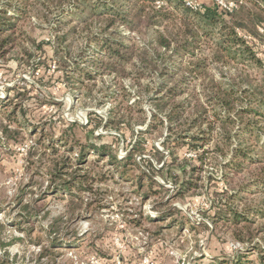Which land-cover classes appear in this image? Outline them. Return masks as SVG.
Wrapping results in <instances>:
<instances>
[{"label":"rangeland","instance_id":"rangeland-1","mask_svg":"<svg viewBox=\"0 0 264 264\" xmlns=\"http://www.w3.org/2000/svg\"><path fill=\"white\" fill-rule=\"evenodd\" d=\"M224 1L237 5L232 0ZM194 2L202 4L199 0ZM155 5L157 9H173L164 0L156 1ZM9 11L12 13L13 9ZM52 27L31 17L25 27L28 37L18 39L22 46L10 55L0 56V102L10 97L26 110L24 115L11 116L12 122H8L11 108L0 109V256L9 255L12 264H235L238 261L264 264V235L256 229L264 223L261 216H264V185L246 174L229 185L223 179L227 171L208 162L201 173L205 178L193 189L179 193L186 181L179 169L165 168L166 176L153 170L163 168L166 161L172 162L169 151L162 145L167 131L149 128L151 99L157 96L161 83L158 73L148 70L142 79H137L143 73L133 69L130 76L119 79L129 92V100L126 98L121 106L123 109L132 106L126 112L134 118L132 130L125 125L118 129L107 125L111 110L121 102L110 97L118 80L104 75L82 88L63 78L50 44L56 42ZM238 32L261 62L260 68L248 60L241 63V69L262 83L264 26L259 28L262 38ZM123 35L129 32L123 31ZM138 42L143 46L142 40ZM42 43L43 51L39 48ZM211 73L218 74L215 69ZM183 87L186 97L192 86ZM19 93L25 96H18ZM135 102H140L138 108H133ZM141 109L146 112L145 124L141 123L144 119L139 114ZM73 123L80 127H72ZM5 125L10 127L14 140H5L2 133ZM74 134L84 143L108 146L110 154L122 160L115 163L112 157L100 158L95 152L87 155L88 165L74 166V171L83 167L78 175H88L95 181L91 190L73 195L79 197L75 202L68 193L57 192L55 183L51 184L46 164L39 162L43 150L37 149L33 159L29 156L42 137L48 144L65 135L72 138ZM258 141L260 146L264 144V132ZM139 143L141 150L133 154L137 165H128L124 160ZM154 148L161 150L164 158L159 160ZM64 149L60 148V156L66 155ZM175 153L179 157L177 164L182 165L185 158L196 166L200 164L198 154L187 146ZM71 157L75 162L77 155ZM227 163L228 160L222 165ZM147 175L154 176L165 189L160 190L157 184L151 186ZM234 194L244 197L252 208L247 218L254 222L250 225L253 239L245 232L241 237L246 240L242 241L236 234V226L224 220L215 221L218 210L226 209L229 196ZM26 204L28 210L24 209ZM231 205L238 210L239 206ZM60 217L64 223L60 231L53 233L52 239L58 242L51 249L48 242L51 236L46 234V229ZM26 218L36 227L32 237L42 235V246L21 231H29L31 227ZM43 247L49 248L53 256L40 258Z\"/></svg>","mask_w":264,"mask_h":264},{"label":"trees","instance_id":"trees-1","mask_svg":"<svg viewBox=\"0 0 264 264\" xmlns=\"http://www.w3.org/2000/svg\"><path fill=\"white\" fill-rule=\"evenodd\" d=\"M156 1L0 0V56L10 55L22 46L18 39L28 37L25 27L31 17L52 25L56 42L50 44L63 78L82 88L87 87V82L104 75L118 80L110 97L121 101L120 106L111 110L107 123L117 129L125 125L132 130L134 122V118L126 113L132 106L122 107L124 100H129V92L119 79L130 76L133 69L143 73L137 79L143 78L148 70L155 71L161 83L158 84L157 96L151 99L153 109L149 128L167 131L162 145L169 151L172 162H164L160 169L154 167V172L166 176L165 168L175 166L179 169L186 179L179 193L197 186L196 183L205 178L201 173L209 163L227 171L223 179L229 185L244 174L264 185V144L260 146L258 141L264 132V80L256 82L252 74H244L241 69V63L246 64L248 60L260 68L261 62L255 57L250 43L238 32L262 38L259 28L264 26V0H232L237 5L231 10L221 8L216 0L197 8L187 5L190 0H164L173 8L169 11L163 7L157 9ZM63 15L65 18L62 19ZM120 28L128 31L129 35H123ZM138 40H142L143 46ZM39 48L43 51L44 44ZM213 69L218 74H212ZM185 84L192 86L186 97ZM18 96L25 95L19 93ZM14 101L8 97L0 102V109L11 108L8 122H12L11 116L24 115L26 111L24 106ZM139 104L135 102L133 108H138ZM139 114L144 118L141 123L145 124L146 112L141 109ZM77 126L80 127L77 123L72 124V127ZM2 133L6 141L15 139L8 125L3 127ZM42 138L44 141L40 143L39 140L38 147L30 151V159L35 157L37 149H42L39 162L46 164L51 184H56L57 192L68 193L73 202L79 200L74 194L79 196V193L91 190L95 182L88 175H78L83 167L72 170L74 166L88 165L87 155L97 152L100 158L109 156L112 162L122 163L110 154L108 146L84 143L75 134L72 138L65 135L48 144L47 139ZM185 146L198 154V166L187 158L181 160L182 165L176 163L179 157L175 152ZM60 148H65V156H60ZM140 150L139 143L124 162L137 165L133 154ZM153 150L159 160L164 158L161 150ZM72 154L77 155L75 162ZM226 160L228 163L222 165ZM147 178L151 186L157 184L160 190L165 189L154 176L147 175ZM231 204L239 206L238 210ZM225 208L218 210L215 221L224 220L236 226V234L242 241L246 240L241 237L245 232L253 239L250 225L254 222L247 218L252 208L246 199L239 198L237 194L229 196ZM24 209L28 210L29 204L24 205ZM229 218H234V221ZM26 222L31 224L29 231H21L42 246V235L32 237L36 231L33 221L26 218ZM63 223V217H60L46 229V234L51 236L48 240L51 249L58 242L52 239L53 233L60 231ZM256 229L264 235V223ZM51 256L49 248L41 249L40 258ZM0 264H12L9 255L0 256ZM235 264L243 263L238 261Z\"/></svg>","mask_w":264,"mask_h":264},{"label":"built area","instance_id":"built-area-1","mask_svg":"<svg viewBox=\"0 0 264 264\" xmlns=\"http://www.w3.org/2000/svg\"><path fill=\"white\" fill-rule=\"evenodd\" d=\"M216 2L221 6V8L223 9H227V10H231L234 8V4L233 2H226L224 0H216ZM188 6H191L193 8H197L199 7V5H197L194 1L190 0L187 2Z\"/></svg>","mask_w":264,"mask_h":264},{"label":"crops","instance_id":"crops-1","mask_svg":"<svg viewBox=\"0 0 264 264\" xmlns=\"http://www.w3.org/2000/svg\"><path fill=\"white\" fill-rule=\"evenodd\" d=\"M202 4H205V5H210L213 0H199Z\"/></svg>","mask_w":264,"mask_h":264}]
</instances>
